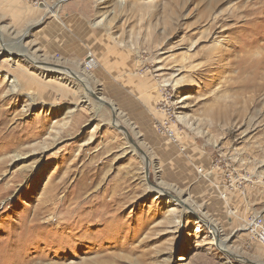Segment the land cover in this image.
Listing matches in <instances>:
<instances>
[{
    "label": "rangeland",
    "instance_id": "1",
    "mask_svg": "<svg viewBox=\"0 0 264 264\" xmlns=\"http://www.w3.org/2000/svg\"><path fill=\"white\" fill-rule=\"evenodd\" d=\"M46 1L0 0L2 39L91 76L110 106L0 50V264L263 259L241 224L264 220V0ZM209 217L238 228L229 251Z\"/></svg>",
    "mask_w": 264,
    "mask_h": 264
},
{
    "label": "bare ground",
    "instance_id": "2",
    "mask_svg": "<svg viewBox=\"0 0 264 264\" xmlns=\"http://www.w3.org/2000/svg\"><path fill=\"white\" fill-rule=\"evenodd\" d=\"M44 5H46V4H44ZM48 9L51 10L50 8H48ZM103 18L104 17L102 15V18L98 21L97 25L104 22L103 21ZM25 30L27 31V29H25ZM17 34H19V33H17ZM1 36H2V32L0 30V50L1 51L6 50V53H5L6 54V58H5V60L8 59V60H11L12 61L14 59L15 60L16 59H19V60L21 59V60L25 61V63L27 65H29V67H31L35 71L34 73L37 72V74L40 77H42V78L43 77L54 78V79L62 80L65 83L68 82V84H72V85H75V83H76V85L78 87H81V85H83L82 94H84L83 98H85V100H88L89 99V96H90L89 95V92H91V93H93L94 95L97 96V99L99 100L98 101V104H97V110H98V108L102 107L103 104L106 103V101L108 100V99H106V97L104 95L98 93L93 87H91L88 78H91L92 79V77L86 75L89 72H87L84 67L81 66V68H82L81 70H83V72H85V75L86 76L82 75V73L76 72L74 69H69V68L65 67L64 64L61 63V62L52 63L50 60L48 61V58L46 56H40L39 54L36 53V51L34 49H30L29 47L24 46L23 44H21L22 37H24L23 35L21 37L19 36L20 37L19 38L15 34V37L19 38V40L18 39L16 40L17 44H6L5 41H4L5 40L4 37L2 39ZM12 37H14V36H12ZM10 40H12V39H10ZM10 43H12V42H10ZM24 44H26V41H25ZM86 63H88V62H85V64ZM81 64H82V62H79V65H81ZM183 81H184V79H180V78L178 79L177 78V79H173V81H172L171 84H172L173 87H176V86H179ZM19 87H20V80L13 76L12 77V80H11V90L14 91V90H16ZM78 89H80V88H78ZM112 105H113V103H112ZM178 117H179V121L182 122L187 128L195 131L197 134H200L201 133L200 130L198 128H196L194 126V124L190 121L188 115H185L184 114V115H180ZM176 136H177V134H176ZM136 149L137 150H140L138 148V146L137 147L133 146V148H131L132 151H135ZM23 156L24 155H21V154H14V158H16L17 160L22 159V158H25ZM147 161L149 162V159H147ZM31 168L32 169H35L36 168V165L33 164L31 166ZM197 172L200 174L201 170L197 168ZM158 184H159V187L157 188L158 189L157 190V195H156L157 198L161 197L162 195H166L164 193V189L166 188V186H164L165 185V182L163 183L162 180L158 179ZM180 194H181V192H180ZM167 196H169V195L167 194ZM168 198H169V200L167 201L168 203L174 202L176 204V203L181 202L180 197L179 198H177V197L176 198H172L171 196H169ZM183 201L186 202L188 200L186 198ZM192 207H194L195 210L192 209V208H189L190 211H193V212H195L197 214L198 213H201L203 215L206 214L204 211L201 210L200 205H193L192 204ZM184 210L187 211V208H184ZM227 213L230 214V215H234L235 216L234 211L230 210L229 208H227ZM206 216H207V214H206ZM207 224L209 226L208 228L211 229L210 235L213 238L212 240H214V242H212V243L216 244L217 246L220 245L222 247V249H224L226 251H229L232 248V245H229L230 243L228 244V241L234 235L233 231L236 232L238 228L234 229L228 236H225L223 228L222 227H218L216 225L217 223H215V221L213 219H211V217H209V221L207 222ZM241 225L246 229V227L243 224H241ZM231 250L232 251H230V252H233V253H237L238 252L239 254L236 255V256L240 257L241 259H243V260H248L249 259L246 256L241 255V252L239 250H237L235 248H233ZM242 252H244V251H242ZM248 257H249V255H248ZM258 261H259V264H264V257H263V259H259Z\"/></svg>",
    "mask_w": 264,
    "mask_h": 264
},
{
    "label": "built area",
    "instance_id": "3",
    "mask_svg": "<svg viewBox=\"0 0 264 264\" xmlns=\"http://www.w3.org/2000/svg\"><path fill=\"white\" fill-rule=\"evenodd\" d=\"M31 2L34 6H38V4L43 3L47 4L46 0H27ZM90 62L86 63L85 65H89ZM86 66V67H87ZM170 129V128H169ZM167 131L166 136L170 139L174 140V131L170 129ZM201 175H204L205 172H200ZM243 225L246 227L245 232L248 233L250 239H253L257 242L263 249H264V220L261 216H250L246 219H242ZM219 264H259L258 260H243L238 256H228L225 258L224 262Z\"/></svg>",
    "mask_w": 264,
    "mask_h": 264
},
{
    "label": "water",
    "instance_id": "4",
    "mask_svg": "<svg viewBox=\"0 0 264 264\" xmlns=\"http://www.w3.org/2000/svg\"><path fill=\"white\" fill-rule=\"evenodd\" d=\"M39 6L41 7V8H44L45 6H44V4L43 3H41V4H39ZM96 97V96H95ZM108 106H110L108 103H106ZM112 123H113V125L116 127V128H118L120 131H122L123 132V134L126 136V138L128 139V140H130L131 141V137H130V135H129V133L126 131V130H124L123 129V127L122 126H118V125H115L116 124V118H115V115H114V113L112 112ZM138 154H141L142 153V151H140V150H138V151H136ZM143 160L146 162V167H147V164H148V161H147V159L145 158V156H143ZM206 177H210V173L209 172H207L206 173ZM155 186L156 185H153V188L155 189V190H157L156 188H155ZM165 193V192H164ZM166 194H168L169 196H171L172 198H175L173 195H171L169 192H166ZM200 221H203L202 220V218L201 217H199L197 214L195 215ZM206 224H207V222H206Z\"/></svg>",
    "mask_w": 264,
    "mask_h": 264
}]
</instances>
